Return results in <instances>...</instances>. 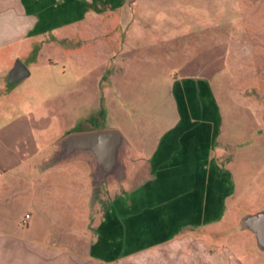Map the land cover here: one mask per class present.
Returning a JSON list of instances; mask_svg holds the SVG:
<instances>
[{"label": "rangeland", "instance_id": "rangeland-1", "mask_svg": "<svg viewBox=\"0 0 264 264\" xmlns=\"http://www.w3.org/2000/svg\"><path fill=\"white\" fill-rule=\"evenodd\" d=\"M13 50L30 63L31 75L5 82L0 91V135L13 139L0 143V163L13 171L5 179H18V166L32 159L33 150L35 165L51 149V165L58 166L57 143L71 132L115 128L133 145L130 134L145 138L149 154L177 119L174 78L199 74L212 82L221 115L217 145L223 146L216 159L227 170L212 164L205 190L200 184L185 189L190 174L183 167L172 183L177 190L153 174L143 184L150 189L136 191L142 173L92 189L85 163L77 180L82 189L46 191L45 212L50 205L54 217L58 208L66 212L52 225L71 237L97 231L94 264H264V251L241 222L264 209V0H135ZM153 162L136 168L144 174L163 169ZM95 189L97 201L90 196ZM160 193L163 202L153 204L149 195ZM193 193L196 204L176 199ZM72 202L83 209L74 221ZM29 205L20 206L21 217L33 210ZM44 224L50 225L36 226Z\"/></svg>", "mask_w": 264, "mask_h": 264}, {"label": "crops", "instance_id": "crops-1", "mask_svg": "<svg viewBox=\"0 0 264 264\" xmlns=\"http://www.w3.org/2000/svg\"><path fill=\"white\" fill-rule=\"evenodd\" d=\"M125 5L130 6V0H0V91L4 88L5 82L9 83V72L15 61L20 59L17 52L13 50L17 44L37 42V40L42 42L45 35L52 30L77 24L90 15L110 14L118 9L121 10ZM114 24L112 22V25ZM31 45L32 43L29 46ZM30 52L29 47L26 53ZM20 60L29 69L27 76H30V63L23 59ZM174 92L177 119L162 133L149 154L144 147L145 138H136L130 134L132 140L137 141L133 145L124 137L126 145L121 154L123 171L103 183V189L105 186L110 187L112 185L110 181L118 176H123L126 182V177L142 173L138 182L140 185L133 186L137 187L136 191L150 189L144 187L143 184H150L151 182L148 181L153 174L159 182L162 180L171 182V185L167 187L177 190L180 186L172 183L178 178L176 168L183 167L184 173L190 174V185L185 189H197L199 187L197 185L200 184L205 190L206 184L210 186L211 183L212 164L219 171L227 170V166L220 165L216 159L220 156L217 151L223 150V146L222 143L217 145L221 115L212 82L203 75L183 74L174 78ZM26 133V137L29 138L30 134ZM12 140L0 135L1 145ZM11 150L13 149L8 151L9 155H14V151ZM37 152L33 150L32 159L18 166L17 180L13 176L5 179V174H13V171L8 172L10 168L0 163V264H94L95 260H98L97 249L93 246L94 232L97 231L91 230L87 238L71 237L62 225H59L64 221L63 217L66 214L62 211V207L58 208L55 217L51 214V205L48 209L50 213L45 212L48 202L46 191L51 188L74 189L78 185L82 189V185L77 180L83 172L85 163H87V171H92L93 174V157L78 153L69 159L60 161L58 166L53 167L51 149L43 160L35 165ZM213 153L217 154L213 156ZM146 160L147 163L153 162L163 169L157 171L155 168V173L149 171L144 174L142 172L144 167H140L142 171H139L136 166L145 164ZM55 168H60V171L54 172ZM21 174L26 176H24L25 180L29 176L32 181H23L22 178L20 181ZM52 176H59V180L53 182L55 178ZM89 187H95L93 181L89 182ZM100 188V186L97 187L98 190ZM96 191L95 189V193L90 195L94 201L97 198L95 197ZM186 196L188 197L175 198L187 200V205L196 204L194 193L193 196L188 194ZM76 198L79 199V194ZM149 198L157 202L153 204H160L164 200V194H150ZM175 198L171 199L172 204H175L173 202ZM49 200L52 202L51 199ZM158 200L161 201L158 203ZM62 201L65 202L68 199L62 198ZM28 203L33 210H24L21 217L20 206L24 204L28 206ZM77 205V202L76 205L74 202L70 204L69 212L72 213L73 221L76 219L73 218L77 210L80 213L83 212V209H80L81 205L80 207ZM26 213L30 216L24 222ZM52 222L59 224L52 225ZM86 222H89V218ZM36 223H49L50 225L44 224L39 229Z\"/></svg>", "mask_w": 264, "mask_h": 264}, {"label": "water", "instance_id": "water-1", "mask_svg": "<svg viewBox=\"0 0 264 264\" xmlns=\"http://www.w3.org/2000/svg\"><path fill=\"white\" fill-rule=\"evenodd\" d=\"M135 0H130V3ZM29 75V69L17 59L9 72V83H16ZM126 140L118 129H94L65 135L54 151V162L71 158L78 153L91 155L94 160L92 181L101 186L110 177L123 171L121 154ZM242 227L252 233L256 245L264 251V209L245 215Z\"/></svg>", "mask_w": 264, "mask_h": 264}, {"label": "built area", "instance_id": "built-area-1", "mask_svg": "<svg viewBox=\"0 0 264 264\" xmlns=\"http://www.w3.org/2000/svg\"><path fill=\"white\" fill-rule=\"evenodd\" d=\"M29 216L30 215L28 213H26L25 216H24V220L23 221L25 222L29 218Z\"/></svg>", "mask_w": 264, "mask_h": 264}]
</instances>
